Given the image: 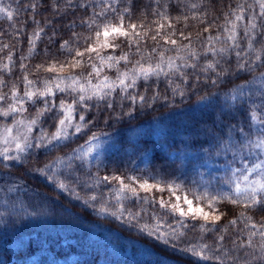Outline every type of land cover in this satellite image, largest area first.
Segmentation results:
<instances>
[{
    "label": "snow or ice",
    "instance_id": "6c2138e0",
    "mask_svg": "<svg viewBox=\"0 0 264 264\" xmlns=\"http://www.w3.org/2000/svg\"><path fill=\"white\" fill-rule=\"evenodd\" d=\"M0 21V240L66 197L190 264H264V0H0ZM193 96L183 150L122 135Z\"/></svg>",
    "mask_w": 264,
    "mask_h": 264
},
{
    "label": "trees",
    "instance_id": "16d2710c",
    "mask_svg": "<svg viewBox=\"0 0 264 264\" xmlns=\"http://www.w3.org/2000/svg\"><path fill=\"white\" fill-rule=\"evenodd\" d=\"M222 2L226 5L229 0H222ZM139 3H147V0H139ZM212 3L215 5L216 14H219L221 0H212ZM39 11L46 13L51 19L50 13H47L45 9ZM172 15L175 16L176 12L173 11ZM138 16L137 12L136 17ZM24 19L29 20L28 31L31 32L33 26L30 23V16H26ZM37 19L43 22L41 16H37ZM140 19L143 18L140 17ZM193 23V21H189V24ZM181 26L182 24L177 25V27ZM7 27V21H0V29ZM189 30L195 32L194 28ZM149 45H151V41H149ZM46 46H48V41L45 38L39 42L36 50L40 55L35 56L31 61H26L29 67L42 62ZM27 47L25 38L23 52L18 46L16 57L18 58L22 54L27 55ZM49 50L56 51L52 47ZM14 76L17 79L20 77L18 60ZM248 78L250 77H246V79ZM241 82L240 80L236 81V83ZM164 88L165 85L162 81L160 84L162 93ZM141 91H143V87H141ZM196 102L197 98L193 96L191 104H185L174 110L164 109L158 105V110H150V114L142 115L131 125H125L122 135L133 143L146 142L153 146L150 156L165 157L168 152L174 153L177 150H183L184 143L182 141L186 138L185 126L189 124V117L195 115L199 118V113L194 112L191 108V105H195ZM160 131L162 134L159 135ZM158 163L159 161H151L153 165H158ZM152 171L155 173L156 168L153 167ZM43 191L48 190L43 189ZM128 207L135 212L139 206L134 202H128ZM50 208L51 214L44 222L27 225L20 232H10L9 239L0 240V259H3L5 264H21L15 245L17 235H23L25 240L32 241L33 252L31 256L27 257L29 260L32 258L45 262L55 260L58 264L60 260L68 261L74 258L73 262L67 264H77V262L78 264H155L159 258L163 257L170 264H190L191 258L173 254L171 250L164 251L163 246L154 240L143 237L136 228H129L126 224H121L111 217L100 216L76 202L70 203L66 197H63L58 204L50 205ZM149 222L151 221L149 220ZM167 223H172L171 217L167 218ZM196 235L198 233L190 232L186 240L194 238ZM233 235L235 233H229V237ZM209 242H211V237Z\"/></svg>",
    "mask_w": 264,
    "mask_h": 264
},
{
    "label": "rangeland",
    "instance_id": "374dc122",
    "mask_svg": "<svg viewBox=\"0 0 264 264\" xmlns=\"http://www.w3.org/2000/svg\"><path fill=\"white\" fill-rule=\"evenodd\" d=\"M162 131V130H161ZM160 131V133H159V135L160 134H162V132ZM166 195V194H165ZM32 259H36V258H32ZM75 259L74 258H71V259H69L68 261H64V260H60L59 262H58V264H67L68 262H73Z\"/></svg>",
    "mask_w": 264,
    "mask_h": 264
}]
</instances>
